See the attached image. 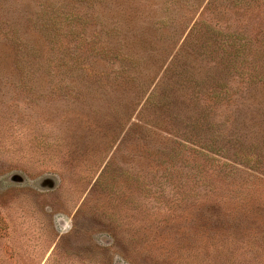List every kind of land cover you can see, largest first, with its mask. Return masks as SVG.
I'll use <instances>...</instances> for the list:
<instances>
[{
  "label": "rangeland",
  "instance_id": "obj_1",
  "mask_svg": "<svg viewBox=\"0 0 264 264\" xmlns=\"http://www.w3.org/2000/svg\"><path fill=\"white\" fill-rule=\"evenodd\" d=\"M0 264H264V0H0Z\"/></svg>",
  "mask_w": 264,
  "mask_h": 264
}]
</instances>
